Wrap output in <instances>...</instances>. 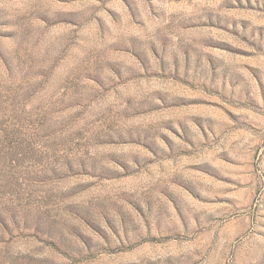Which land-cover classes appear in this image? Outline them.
<instances>
[{"label":"rangeland","instance_id":"374dc122","mask_svg":"<svg viewBox=\"0 0 264 264\" xmlns=\"http://www.w3.org/2000/svg\"><path fill=\"white\" fill-rule=\"evenodd\" d=\"M0 264H264V0H0Z\"/></svg>","mask_w":264,"mask_h":264}]
</instances>
